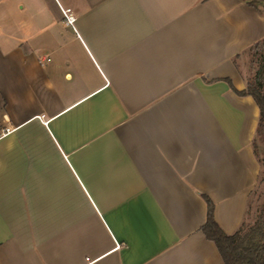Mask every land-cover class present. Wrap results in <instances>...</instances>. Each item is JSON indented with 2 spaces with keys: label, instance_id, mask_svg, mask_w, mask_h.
Instances as JSON below:
<instances>
[{
  "label": "crops",
  "instance_id": "0c3cea01",
  "mask_svg": "<svg viewBox=\"0 0 264 264\" xmlns=\"http://www.w3.org/2000/svg\"><path fill=\"white\" fill-rule=\"evenodd\" d=\"M262 40L264 2L0 0V264H224L203 196L254 220L260 110L227 79Z\"/></svg>",
  "mask_w": 264,
  "mask_h": 264
},
{
  "label": "trees",
  "instance_id": "16d2710c",
  "mask_svg": "<svg viewBox=\"0 0 264 264\" xmlns=\"http://www.w3.org/2000/svg\"><path fill=\"white\" fill-rule=\"evenodd\" d=\"M244 1L252 6H257L260 2H264V0ZM262 44H264V40L258 42L255 46ZM227 80L237 94L251 95L259 107L260 116L257 136L254 140V149L264 166V147L262 150L259 147L260 142L264 143V92L260 76L257 75L254 81H249L245 90H237L232 81L230 79ZM203 197L207 203V220L201 229L208 239L216 243L224 264H264V210L255 227H251L247 232H244L242 227L235 233L229 234L215 218L213 200L207 195Z\"/></svg>",
  "mask_w": 264,
  "mask_h": 264
},
{
  "label": "rangeland",
  "instance_id": "374dc122",
  "mask_svg": "<svg viewBox=\"0 0 264 264\" xmlns=\"http://www.w3.org/2000/svg\"><path fill=\"white\" fill-rule=\"evenodd\" d=\"M246 65L248 69L249 81H254L257 75L260 76L262 82V90L264 92V44L253 46L248 50ZM259 147L260 150H262L264 147V143L260 142ZM251 207L252 213L254 215V220L247 222L244 225V232L249 231L251 227H255L257 221L261 218L262 212L264 210V193L253 200Z\"/></svg>",
  "mask_w": 264,
  "mask_h": 264
},
{
  "label": "built area",
  "instance_id": "2783aa9c",
  "mask_svg": "<svg viewBox=\"0 0 264 264\" xmlns=\"http://www.w3.org/2000/svg\"><path fill=\"white\" fill-rule=\"evenodd\" d=\"M65 14H66V17H67L68 22L69 23H73L74 20H75V17L72 14H69V11H65Z\"/></svg>",
  "mask_w": 264,
  "mask_h": 264
}]
</instances>
